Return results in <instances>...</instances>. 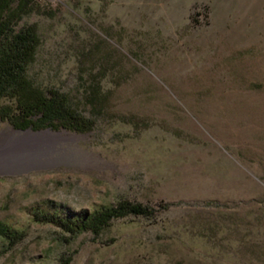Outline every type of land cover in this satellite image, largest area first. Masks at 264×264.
Here are the masks:
<instances>
[{
    "label": "rangeland",
    "instance_id": "1",
    "mask_svg": "<svg viewBox=\"0 0 264 264\" xmlns=\"http://www.w3.org/2000/svg\"><path fill=\"white\" fill-rule=\"evenodd\" d=\"M26 26L28 78L95 122L0 118L38 152L0 168V221L22 234L0 235V264H264V0H26ZM119 199L151 214L72 237L34 217Z\"/></svg>",
    "mask_w": 264,
    "mask_h": 264
},
{
    "label": "trees",
    "instance_id": "2",
    "mask_svg": "<svg viewBox=\"0 0 264 264\" xmlns=\"http://www.w3.org/2000/svg\"><path fill=\"white\" fill-rule=\"evenodd\" d=\"M26 0L11 7L10 0H0V99H8L11 104H0V118H10L15 128H63L75 132H86L93 128L94 120L86 117L68 102L67 96L54 87L42 89L35 85L27 74L29 64L34 60L39 37L34 26L20 29L10 27L13 18L24 11ZM16 111V114H11ZM128 214H151V210L141 203L119 199L114 205L101 208L95 213L81 211L77 217H64L57 213L36 210V220L50 222L63 229L69 237L85 229L97 233L112 218ZM0 235L17 240L22 234L0 221Z\"/></svg>",
    "mask_w": 264,
    "mask_h": 264
},
{
    "label": "bare ground",
    "instance_id": "3",
    "mask_svg": "<svg viewBox=\"0 0 264 264\" xmlns=\"http://www.w3.org/2000/svg\"><path fill=\"white\" fill-rule=\"evenodd\" d=\"M33 133L31 131H26L25 133ZM43 132H38L34 134H39ZM29 134V133H28ZM27 135V134H26ZM45 135V134H43ZM32 136V135H30ZM1 139L0 143L3 141L4 137L10 139V140H16L13 141L15 144L8 145L7 147H0V168H7L12 165H24V164H29L32 161L36 160V155L38 152L37 146L30 147L32 144H27L29 143L26 138L28 137H17L14 135V132L8 131L6 133L1 134ZM32 137H37L38 139L43 138L44 136H32ZM25 140V141H24ZM19 143V144H18ZM17 144V145H16ZM17 155L24 156L25 158L29 157V159H23V160H16ZM23 161V162H22ZM20 162L22 164H20Z\"/></svg>",
    "mask_w": 264,
    "mask_h": 264
},
{
    "label": "water",
    "instance_id": "4",
    "mask_svg": "<svg viewBox=\"0 0 264 264\" xmlns=\"http://www.w3.org/2000/svg\"><path fill=\"white\" fill-rule=\"evenodd\" d=\"M28 129H30V128H28ZM28 129L26 131H29ZM46 129H49V128H46ZM44 131H47V130H44ZM44 131H38V132H44ZM38 132H33V133H38Z\"/></svg>",
    "mask_w": 264,
    "mask_h": 264
}]
</instances>
